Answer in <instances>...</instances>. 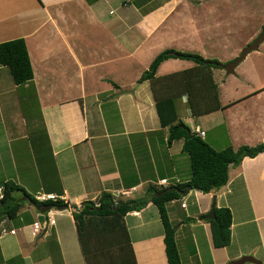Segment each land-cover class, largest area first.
I'll return each mask as SVG.
<instances>
[{
  "label": "crops",
  "instance_id": "1",
  "mask_svg": "<svg viewBox=\"0 0 264 264\" xmlns=\"http://www.w3.org/2000/svg\"><path fill=\"white\" fill-rule=\"evenodd\" d=\"M206 1L0 0V42L24 37L34 70L31 81L16 84L9 67L0 65V188L12 181L34 197L54 193L68 205L43 212L16 191L25 202L14 217L0 219L7 230L0 264H87L73 204L98 202L104 193L116 201L137 199L190 180L184 139L168 143L158 98L172 97L178 118L192 131L202 129L217 150L264 142V81L241 77L239 65L228 74L215 64L170 58L154 82L141 80L166 49L228 63L263 31L251 32L225 55L209 53L215 41L205 20L211 19L194 9ZM252 52L264 60V47ZM184 70L193 72L176 75ZM210 75L221 108L194 113L190 92L199 102L210 96ZM187 194L192 204L186 201L185 208L186 194L167 203L182 264H228L243 255L264 261V152L231 165L223 187ZM214 202L233 216L224 247L213 244L211 223L199 218ZM171 204L186 217L173 215ZM124 220L137 264H169L153 201Z\"/></svg>",
  "mask_w": 264,
  "mask_h": 264
},
{
  "label": "trees",
  "instance_id": "2",
  "mask_svg": "<svg viewBox=\"0 0 264 264\" xmlns=\"http://www.w3.org/2000/svg\"><path fill=\"white\" fill-rule=\"evenodd\" d=\"M170 58L191 59L207 68L215 66L213 62L218 61L206 59L198 53L170 48L155 57L141 80L151 79L154 82L160 64ZM0 65L9 67L16 84H24L33 79V65L24 37L0 42ZM192 72L193 70H184L176 75L188 76ZM212 83V94L210 92V96L201 102L192 99L193 94L190 92V103L194 113H207L221 108L218 86L213 80ZM157 110L163 126L169 127L168 143L179 138L184 139L183 150L190 158L191 178L187 183L154 189L150 196L137 199L116 201L113 195L104 193L98 202L89 200L84 202L83 206L73 204L71 207L87 264H137L124 217L129 211L140 210L150 200L157 206L164 226L168 263L182 264L176 240V228L170 219L167 203L179 200L183 195L172 188L184 190L191 185L192 188L204 193L219 189L229 181L231 165H240L245 157H255L264 152V142L256 145H241L238 148L229 146L222 150L215 149L178 118L172 97L158 98ZM16 191L23 192L37 204H65L60 199L38 201L15 182H6L0 200V219L3 216L14 217L25 202L14 196ZM157 194L162 195L157 196ZM199 218L211 223L213 244L216 247L230 244L233 216L229 207L216 206L214 219H209L206 215H201Z\"/></svg>",
  "mask_w": 264,
  "mask_h": 264
},
{
  "label": "rangeland",
  "instance_id": "3",
  "mask_svg": "<svg viewBox=\"0 0 264 264\" xmlns=\"http://www.w3.org/2000/svg\"><path fill=\"white\" fill-rule=\"evenodd\" d=\"M191 1L195 2V0ZM194 9L196 13L206 14L211 19V21H205L206 23H211V35L214 37L215 43L208 48V51L217 56L225 55L228 51H232L243 40L245 41L251 32L264 30V0H207L205 7L199 8V6L195 5ZM200 16L204 17V15ZM260 47H264V42L260 44ZM238 68L241 77L243 74L245 77L262 78V81H264V60L259 61L254 52H251L239 64ZM210 92H212V89ZM178 112L185 113L182 106L179 107ZM187 195H185L187 203L192 204V198ZM170 206L173 215L177 213L183 218L186 217L185 214H182L185 213L182 209L176 206L175 211L172 208L173 204Z\"/></svg>",
  "mask_w": 264,
  "mask_h": 264
},
{
  "label": "water",
  "instance_id": "4",
  "mask_svg": "<svg viewBox=\"0 0 264 264\" xmlns=\"http://www.w3.org/2000/svg\"><path fill=\"white\" fill-rule=\"evenodd\" d=\"M264 42V30L249 44H247L240 52V54L237 56L236 59L228 62V63H221L218 61L213 62V64L222 67L226 70L228 74H236V67L246 58V56L254 51L258 50L261 43ZM192 189V186H188L187 189L179 190L176 187H173L172 190H177L180 194L185 195L189 192V190ZM162 194H157V196H161ZM24 198L31 201V199L27 196H24ZM215 201V197H214ZM38 209L42 210L43 212L51 210L52 208H59V209H66L68 208L67 204L63 205H57V204H37L35 201H31ZM215 202L210 210V212L206 215L209 219L215 218ZM245 262H252L254 264H264V261L261 259L256 258L253 255H244L241 258L237 260L230 261L228 264H242Z\"/></svg>",
  "mask_w": 264,
  "mask_h": 264
},
{
  "label": "built area",
  "instance_id": "5",
  "mask_svg": "<svg viewBox=\"0 0 264 264\" xmlns=\"http://www.w3.org/2000/svg\"><path fill=\"white\" fill-rule=\"evenodd\" d=\"M194 132H195L196 134L200 135V136H204V135H205V132H204L203 130H201L199 127L196 128V129L194 130ZM167 183H168V180H167V179H162L161 182H160V184H162V185H166ZM0 192H1L0 197L2 198V197H3V187L0 188ZM35 198H36L38 201H41V202H46V201H48V200H57V199H58L57 195L54 194V193H49V194L38 193V194L36 195ZM181 206H182L183 208H185V207L187 206L186 200H183V201L181 202ZM50 222H51V223H54V220L50 219ZM35 224L38 225V223H35ZM6 232H7V230H6L4 227H0V241H1V239L4 237V235L6 234ZM10 232L14 233L15 230H11Z\"/></svg>",
  "mask_w": 264,
  "mask_h": 264
},
{
  "label": "flooded vegetation",
  "instance_id": "6",
  "mask_svg": "<svg viewBox=\"0 0 264 264\" xmlns=\"http://www.w3.org/2000/svg\"><path fill=\"white\" fill-rule=\"evenodd\" d=\"M236 59V58H235Z\"/></svg>",
  "mask_w": 264,
  "mask_h": 264
}]
</instances>
